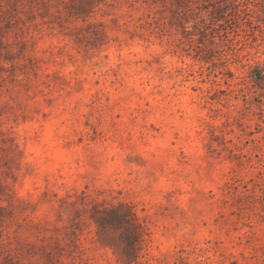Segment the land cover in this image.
<instances>
[{"label": "rangeland", "instance_id": "obj_1", "mask_svg": "<svg viewBox=\"0 0 264 264\" xmlns=\"http://www.w3.org/2000/svg\"><path fill=\"white\" fill-rule=\"evenodd\" d=\"M244 4L238 60L139 38L133 12L0 73V264H123L94 220L122 204L143 227L131 264H264V0Z\"/></svg>", "mask_w": 264, "mask_h": 264}, {"label": "trees", "instance_id": "obj_2", "mask_svg": "<svg viewBox=\"0 0 264 264\" xmlns=\"http://www.w3.org/2000/svg\"><path fill=\"white\" fill-rule=\"evenodd\" d=\"M246 10L244 0H0V73L23 68L28 47L58 34L59 29L108 35L113 29L97 24V18L116 20L119 27L129 29L125 19L133 12L136 20L129 30L139 38L161 41L179 33L187 38L182 44L201 50V59L204 54L213 63L229 62L230 49L238 60L241 50L234 35L241 29ZM253 75L256 82L262 80L258 68ZM232 196L238 203L244 200L239 192ZM241 209L238 219L244 218ZM94 220L99 231L114 234L110 245L120 263L131 264L138 258L143 227L130 204L97 210Z\"/></svg>", "mask_w": 264, "mask_h": 264}]
</instances>
